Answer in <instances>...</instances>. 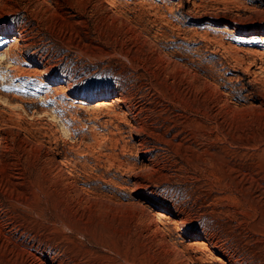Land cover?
Segmentation results:
<instances>
[{
  "label": "rangeland",
  "instance_id": "rangeland-1",
  "mask_svg": "<svg viewBox=\"0 0 264 264\" xmlns=\"http://www.w3.org/2000/svg\"><path fill=\"white\" fill-rule=\"evenodd\" d=\"M111 1L0 0V264H264V0Z\"/></svg>",
  "mask_w": 264,
  "mask_h": 264
},
{
  "label": "bare ground",
  "instance_id": "bare-ground-1",
  "mask_svg": "<svg viewBox=\"0 0 264 264\" xmlns=\"http://www.w3.org/2000/svg\"><path fill=\"white\" fill-rule=\"evenodd\" d=\"M111 1V0H110ZM112 2V1H111ZM107 3H109V2H107ZM111 4V3H110ZM109 5V4H108ZM17 38V37H16ZM263 40V39H262ZM21 41V40H20ZM15 43V42H14ZM206 85V84H205ZM227 94V93H226ZM225 93H224V91H223V95H226ZM221 96H222V94H220ZM220 96V97H221ZM183 97V96H182ZM226 97H228V96H226ZM223 98V97H222ZM186 102V101H185ZM115 103H117L118 105L121 103V100H119V99H115L113 102H112V105H114ZM99 106L98 107H100V108H102V107H106V105L108 106L109 104L107 103V102H105V101H100L99 102V104H98ZM111 107V106H110ZM114 107H115V105H114ZM103 108V109H104ZM108 108V107H107ZM113 108V107H112ZM111 108V109H112ZM106 109V108H105ZM102 110V109H101ZM114 112H115V110H114ZM127 113V114H126ZM126 113H124L125 115H123V116H126V115H128L129 113H133L131 110H129V111H127ZM118 114V113H117ZM120 114V113H119ZM121 115V114H120ZM132 116H134V115H132ZM118 118V117H117ZM135 118V117H134ZM123 119V118H122ZM126 119V118H125ZM132 119V118H131ZM129 120V119H128ZM135 120V119H134ZM127 121V120H126ZM130 122H132V124H133V121L131 120ZM130 122H127V123H130ZM118 127V126H117ZM131 128V130L132 131H135V132H137L138 134L139 133H141L142 131H144V127L143 126H140L139 124H136V125H132V126H130ZM118 128H120V127H118ZM119 130V129H118ZM140 144V143H139ZM143 146H144V142L143 143H141V148L140 149H142L143 148ZM146 160H148V159H146ZM63 163V162H62ZM88 190V189H87ZM151 209V208H150ZM150 211V210H149ZM151 213H153L155 216L154 217H156L157 218V220L159 221V220H166V221H169L172 225H174V226H179V222L177 221V220H175V219H173L171 216H169L167 213H165V212H162V211H160V212H157V210H154V209H152L151 210ZM169 224V223H168ZM171 225V226H172ZM87 226V225H86ZM70 227V226H69ZM71 228V227H70ZM69 228V229H70ZM175 229H176V227H174ZM72 230H74V229H72ZM86 229H82L80 232L82 233V234H85V231ZM87 233L88 232H86V236H87ZM94 235V234H93ZM92 235V236H93ZM92 236H89V237H92ZM85 237V236H84ZM88 237V236H87ZM94 238V237H93ZM101 239V238H100ZM173 241V240H172ZM179 243V242H178ZM171 244V243H170ZM199 246H202V248H203V250H208V244L204 241V240H201V241H199ZM103 245V244H102ZM178 246V245H177ZM177 248V247H176ZM178 250V249H177ZM217 261H219L221 264L223 263V264H225L221 259H217Z\"/></svg>",
  "mask_w": 264,
  "mask_h": 264
}]
</instances>
